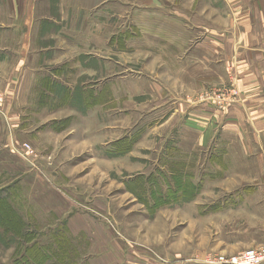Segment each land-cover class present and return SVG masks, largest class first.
<instances>
[{"label":"rangeland","instance_id":"374dc122","mask_svg":"<svg viewBox=\"0 0 264 264\" xmlns=\"http://www.w3.org/2000/svg\"><path fill=\"white\" fill-rule=\"evenodd\" d=\"M247 2L0 0V119L19 121L0 135V264L264 246V10Z\"/></svg>","mask_w":264,"mask_h":264},{"label":"built area","instance_id":"2783aa9c","mask_svg":"<svg viewBox=\"0 0 264 264\" xmlns=\"http://www.w3.org/2000/svg\"><path fill=\"white\" fill-rule=\"evenodd\" d=\"M5 98L0 95V106L4 103ZM19 154L23 158L29 159L33 157L34 151L30 145L24 144L20 149ZM206 264H264V246L256 248H249L247 250L232 253V254H218L207 255L205 257Z\"/></svg>","mask_w":264,"mask_h":264},{"label":"crops","instance_id":"0c3cea01","mask_svg":"<svg viewBox=\"0 0 264 264\" xmlns=\"http://www.w3.org/2000/svg\"><path fill=\"white\" fill-rule=\"evenodd\" d=\"M229 2V3H228ZM227 2V6H229V7H231L230 9H229V12H231V13H234L235 14V12L233 11V9H232V6L236 3V2H234V1H228ZM245 10H244V12H246V13H253V12H255V11H258V12H260V11H263L264 10V6H263V2L262 1H259V0H248V2H247V4H245ZM237 9H235V11H236ZM27 19H29L28 17L25 19V23H27L26 21H27ZM246 21H248V20H246ZM248 22H250V21H248ZM240 21L236 18L235 20H234V23L232 24V28L231 29H238V25H240ZM28 24V23H27ZM27 24H26V26H27ZM27 27H30V26H27ZM251 27V26H250ZM25 60V59H24ZM24 60H23V70H25L26 68H27V66H25L24 65ZM14 71V69L12 70V72ZM14 78H15V76H13V75H9V78L8 79H11V81L13 82V84H14V86L16 85V81L14 80ZM8 89H10V90H12L11 91V93H12V96L14 95V93L15 92H19V90H20V88H8ZM13 99H14V96H13ZM6 109H7V111H8V109H11V107H10V105H6L2 110L4 111V113H2L3 114V117L6 119V121L9 119V122L10 123H7V125L8 126H5V125H3V120L2 119H0V135L1 134H3V133H5V132H7V131H10V127H9V125L11 126L12 125V127L14 128V129H16V128H18V123H19V121L18 120H16V119H13V117L9 114V113H7V111H6ZM6 115H7V118H6ZM0 118H2V117H0ZM3 140H5V138H3ZM20 151V150H19ZM16 153H17V155H18V150L16 151ZM19 156V155H18Z\"/></svg>","mask_w":264,"mask_h":264},{"label":"trees","instance_id":"16d2710c","mask_svg":"<svg viewBox=\"0 0 264 264\" xmlns=\"http://www.w3.org/2000/svg\"><path fill=\"white\" fill-rule=\"evenodd\" d=\"M173 194V193H172ZM181 194H183V193H181ZM174 196H175V194H174ZM185 199H187V197L188 198H190L189 196L190 195H188V194H183L182 195ZM3 200H0V206L3 204V207H4V209H5V205L9 208V206H8V204H7V199L6 198H2ZM9 210H10V208H9ZM1 213H3V215H1L2 216V218L3 217H6L7 218V220H10V225H12L13 226V224H14V228L16 229V231L17 230H19V231H21L22 230V227L21 226H23V224L22 223H20V221H19V219L17 218L16 219V217L13 215V214H11V213H8V211H7V209L5 210V211H2ZM18 220V221H17ZM20 224H19V223ZM22 236L24 237L25 235L24 234H22ZM36 246V245H35ZM34 247V246H33ZM33 247H28L27 248V250H26V256H23L24 258H21V260L20 261H18L16 264H23L25 261V259H26V262L24 263V264H26L27 263V260L28 261H31V263H33V264H43V261L41 262V263H38V261H36V259H34L35 258V256H34V253H33ZM37 249V248H36ZM37 250H39V249H37ZM40 251V250H39ZM41 252V251H40ZM37 256V255H36ZM42 256H44V255H42ZM38 257V256H37ZM36 257V258H37ZM45 257V256H44ZM30 264V263H29Z\"/></svg>","mask_w":264,"mask_h":264}]
</instances>
